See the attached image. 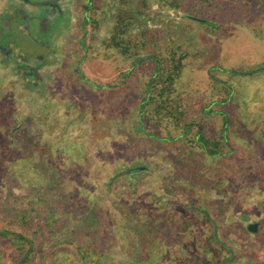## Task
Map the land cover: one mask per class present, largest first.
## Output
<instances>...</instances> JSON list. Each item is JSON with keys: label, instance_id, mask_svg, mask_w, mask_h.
<instances>
[{"label": "rangeland", "instance_id": "obj_1", "mask_svg": "<svg viewBox=\"0 0 264 264\" xmlns=\"http://www.w3.org/2000/svg\"><path fill=\"white\" fill-rule=\"evenodd\" d=\"M56 1L72 18L43 87L0 63V146H10L20 173L0 181V264H264V229H244L264 196V40L229 18L199 37L201 56L182 85L215 112L204 116L219 153L211 157L183 137L162 140L151 120L135 124L137 90L118 86L128 68L102 44L116 4L101 3L93 29L87 0ZM223 1L230 18L241 6L251 23L264 21L262 0ZM20 29L8 42L25 56L42 52ZM89 226L99 237L85 263L71 253L88 243Z\"/></svg>", "mask_w": 264, "mask_h": 264}, {"label": "trees", "instance_id": "obj_2", "mask_svg": "<svg viewBox=\"0 0 264 264\" xmlns=\"http://www.w3.org/2000/svg\"><path fill=\"white\" fill-rule=\"evenodd\" d=\"M112 1L116 4L112 18L114 25L102 44L106 52L113 51L119 56L121 66L128 68L127 72L120 73L122 78L118 86H125L128 90L135 87L137 90L135 124H138V119L141 126H144L145 119L151 120L166 132V137L161 138L162 140L174 141L177 137H183L190 144L191 142L198 144V146H190V149L197 147L202 153L211 157L219 155L217 148L210 146L213 141L211 142L208 136L207 120L204 117L215 113L209 110L211 103L205 102L202 108L195 105V98L191 96L192 91L184 90L182 78L185 76V70L192 69L201 56L198 51L203 47V42L199 39L200 35L220 31V23L224 24L229 18L234 24L244 27L255 39L264 40V21L251 23L252 15L241 6H231L235 16L230 18L223 0ZM101 3L104 4V0L93 2L87 0L85 4V9L91 10V15L85 17V23L88 21L93 29H98L100 24L98 13L103 7ZM169 12H172L173 16L180 15L179 21L175 22ZM255 72L258 74L257 71ZM140 80L146 81L143 92L140 90L142 85ZM109 88L111 89L112 85H109ZM206 93H209L207 99H212L211 92ZM134 130L137 131V126ZM156 131L158 134L160 130ZM178 131H181L180 135L173 136ZM143 132V130L139 131L140 134ZM9 162L10 166H7ZM27 166L24 167L25 170ZM126 171L131 172V170ZM16 174L20 173L14 167V154L10 146H0V181L1 177H4L7 180L13 179L16 183ZM47 200L50 201V198ZM56 201L64 200L57 195ZM49 212H54V209L50 207ZM200 215L205 220L204 214ZM21 217H25V214ZM90 229V226L87 227L84 233L90 235ZM24 232L25 230L15 235L18 239L25 240ZM89 235L88 243L84 248L77 247L71 253L74 260L77 258L80 262L88 263V256L97 255L95 247L97 244L92 243V240H97L99 233L96 232V236ZM28 242L31 247V241ZM61 251L69 253L67 250ZM23 262L21 261V264Z\"/></svg>", "mask_w": 264, "mask_h": 264}, {"label": "flooded vegetation", "instance_id": "obj_3", "mask_svg": "<svg viewBox=\"0 0 264 264\" xmlns=\"http://www.w3.org/2000/svg\"><path fill=\"white\" fill-rule=\"evenodd\" d=\"M71 18L69 4L65 2L5 0L0 8V63L10 66L14 73L27 82V85L31 83L42 88L50 75L48 68L55 66V60H59L56 52L61 51L60 44L67 39ZM20 27L22 33H25L30 42L42 52L35 50L25 56L8 42V36L14 29L17 31ZM224 139L226 142V138ZM216 145V141H213L212 146ZM260 197L255 201L254 208L261 214L264 212V196ZM260 214L258 215L260 220L245 222L246 233L258 234L264 229Z\"/></svg>", "mask_w": 264, "mask_h": 264}, {"label": "water", "instance_id": "obj_4", "mask_svg": "<svg viewBox=\"0 0 264 264\" xmlns=\"http://www.w3.org/2000/svg\"><path fill=\"white\" fill-rule=\"evenodd\" d=\"M199 21H202V20H199Z\"/></svg>", "mask_w": 264, "mask_h": 264}]
</instances>
